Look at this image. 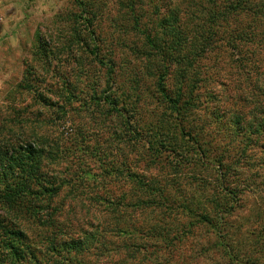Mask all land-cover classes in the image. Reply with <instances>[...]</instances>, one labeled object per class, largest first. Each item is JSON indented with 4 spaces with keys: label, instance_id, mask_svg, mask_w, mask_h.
<instances>
[{
    "label": "trees",
    "instance_id": "1",
    "mask_svg": "<svg viewBox=\"0 0 264 264\" xmlns=\"http://www.w3.org/2000/svg\"><path fill=\"white\" fill-rule=\"evenodd\" d=\"M74 1L80 13L65 20L80 44V24L95 21L104 4ZM115 7L112 35L101 42L91 32L90 56L108 76L93 101L122 118L148 173L106 165L94 179L99 222L68 236L55 206L68 184L44 172L46 150L1 145L0 210L8 217L0 215V264H264V183L256 180L264 167V0H115ZM116 49L125 51L124 66ZM127 54L144 63L141 71ZM225 56L244 78L234 97L221 82V97L214 85L207 90L205 63L215 60L219 74ZM122 180L127 188L115 196L109 182ZM252 197L254 208L242 212Z\"/></svg>",
    "mask_w": 264,
    "mask_h": 264
},
{
    "label": "rangeland",
    "instance_id": "2",
    "mask_svg": "<svg viewBox=\"0 0 264 264\" xmlns=\"http://www.w3.org/2000/svg\"><path fill=\"white\" fill-rule=\"evenodd\" d=\"M76 4L74 0H0V146L31 143L46 150L44 172L55 176L59 186L63 181L68 184L55 204L63 209L60 221H64L68 236H78L82 230H89L91 223L99 222L104 207L95 200L97 187L101 186L94 179H99L104 167L123 163L138 173L148 171L139 150L128 142L130 135L122 118L112 117L106 106L93 101L94 94L101 95L106 88L108 76L106 69L99 68L90 56L91 32L96 31L101 42L108 39V34L112 35L111 19L117 15L115 0H103L104 6L101 9L99 6L100 12L91 24L82 21L80 29L85 42L80 44H72L74 25L65 20L71 13H80ZM130 39L142 41L137 36ZM106 47L108 49L107 44L103 45L102 54H108ZM258 50L264 53L263 49ZM116 51L117 62L124 66V58H121L125 51L122 54ZM125 57L132 69L142 70L141 60H134L130 54ZM230 62L227 56L219 59V74L212 68L217 65L215 60L205 63L212 75L207 90L214 85L218 97L222 89L219 82L227 85L229 94L234 97L235 85L244 81ZM119 65L117 75L122 77ZM259 67V73H264V60ZM24 83L33 88L24 90L20 87ZM258 156L253 155L260 162ZM149 167L153 173H160L154 166ZM86 172L91 173L92 178L85 176ZM256 173L261 176L256 180L264 183V167L257 168ZM112 183L108 186L115 196H120L127 188L123 180ZM73 185L79 190L72 189ZM255 200V197L249 198L242 212L251 211ZM0 215L8 217L1 210ZM28 234L34 235L30 230ZM92 258V255L87 256L88 260ZM100 262L106 264L104 259Z\"/></svg>",
    "mask_w": 264,
    "mask_h": 264
}]
</instances>
